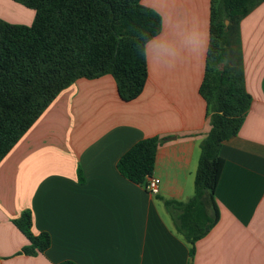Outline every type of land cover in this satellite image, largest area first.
<instances>
[{"label":"crops","instance_id":"crops-1","mask_svg":"<svg viewBox=\"0 0 264 264\" xmlns=\"http://www.w3.org/2000/svg\"><path fill=\"white\" fill-rule=\"evenodd\" d=\"M211 0H140L161 28L145 44L147 77L124 101L109 74L63 88L0 160V264H264V0L242 16L232 36L251 105L239 132L225 140L214 197L218 220L189 245L164 200L194 191L200 142L209 130L205 74ZM14 3V2H13ZM17 8L14 22L34 12ZM18 5V6H17ZM0 10V17H3ZM13 22V21H11ZM161 138L149 194L116 168L136 141ZM31 213V232L50 245L27 254L13 224Z\"/></svg>","mask_w":264,"mask_h":264},{"label":"trees","instance_id":"trees-1","mask_svg":"<svg viewBox=\"0 0 264 264\" xmlns=\"http://www.w3.org/2000/svg\"><path fill=\"white\" fill-rule=\"evenodd\" d=\"M14 1L33 9L34 18L28 25L0 19V160L56 95L79 78L109 74L122 100L139 96L147 77L145 44L161 28L160 15L140 0ZM262 1H210L205 74L199 87L210 127L200 142L192 196L164 200L175 230L189 245V256L195 241L218 220L214 192L223 166L219 150L239 132L251 105L232 36L238 20ZM160 142L153 136L133 143L118 158V172L143 185L152 174ZM13 224L29 241L24 253L42 252L50 245L47 232H31L29 210Z\"/></svg>","mask_w":264,"mask_h":264},{"label":"rangeland","instance_id":"rangeland-1","mask_svg":"<svg viewBox=\"0 0 264 264\" xmlns=\"http://www.w3.org/2000/svg\"><path fill=\"white\" fill-rule=\"evenodd\" d=\"M9 2H11L12 4H18V5H20V7L21 6H23L22 4H20V3H18V2H16V1H14V0H8ZM14 2V3H13ZM17 5V6H18ZM24 8H25V6H23ZM26 8H28V7H26ZM0 10H1V12H2V15H5V16H3V17H7V19L8 20H5V19H3V18H1L0 17V19H3V20H5V21H7V22H10V23H17V24H20V23H18V22H14V21H16L15 19V16H16V14H20V13H18V10H17V8H12V7H10V6H7V5H3V4H0ZM28 10H31V11H33L34 12V10L33 9H31V8H28ZM11 21H13V22H11ZM227 24H228V22H227ZM228 54V52L226 53V55ZM226 61V60H225Z\"/></svg>","mask_w":264,"mask_h":264},{"label":"built area","instance_id":"built-area-1","mask_svg":"<svg viewBox=\"0 0 264 264\" xmlns=\"http://www.w3.org/2000/svg\"><path fill=\"white\" fill-rule=\"evenodd\" d=\"M159 183L158 177L150 175L146 177L142 186L149 194L155 195L159 192Z\"/></svg>","mask_w":264,"mask_h":264},{"label":"water","instance_id":"water-1","mask_svg":"<svg viewBox=\"0 0 264 264\" xmlns=\"http://www.w3.org/2000/svg\"><path fill=\"white\" fill-rule=\"evenodd\" d=\"M225 24H227V20L225 21Z\"/></svg>","mask_w":264,"mask_h":264}]
</instances>
